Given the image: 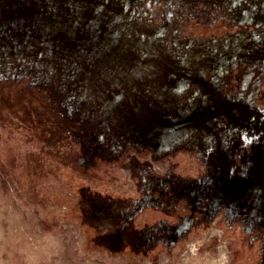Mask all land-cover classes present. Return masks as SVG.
Returning a JSON list of instances; mask_svg holds the SVG:
<instances>
[{
  "label": "rangeland",
  "instance_id": "obj_1",
  "mask_svg": "<svg viewBox=\"0 0 264 264\" xmlns=\"http://www.w3.org/2000/svg\"><path fill=\"white\" fill-rule=\"evenodd\" d=\"M222 251L264 264V0H0V264Z\"/></svg>",
  "mask_w": 264,
  "mask_h": 264
},
{
  "label": "bare ground",
  "instance_id": "obj_2",
  "mask_svg": "<svg viewBox=\"0 0 264 264\" xmlns=\"http://www.w3.org/2000/svg\"><path fill=\"white\" fill-rule=\"evenodd\" d=\"M220 255H221V257H220L221 258V260H220L221 263L220 264H223L224 263L223 261L225 260V256H224L225 253H224V251H222V253Z\"/></svg>",
  "mask_w": 264,
  "mask_h": 264
},
{
  "label": "flooded vegetation",
  "instance_id": "obj_3",
  "mask_svg": "<svg viewBox=\"0 0 264 264\" xmlns=\"http://www.w3.org/2000/svg\"><path fill=\"white\" fill-rule=\"evenodd\" d=\"M212 234V233H211ZM212 236H213V234H212Z\"/></svg>",
  "mask_w": 264,
  "mask_h": 264
}]
</instances>
